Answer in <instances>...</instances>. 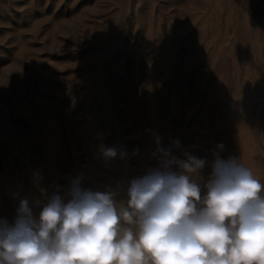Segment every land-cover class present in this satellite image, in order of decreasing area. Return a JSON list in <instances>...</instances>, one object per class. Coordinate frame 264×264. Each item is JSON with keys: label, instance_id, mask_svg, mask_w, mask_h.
<instances>
[{"label": "rangeland", "instance_id": "obj_1", "mask_svg": "<svg viewBox=\"0 0 264 264\" xmlns=\"http://www.w3.org/2000/svg\"><path fill=\"white\" fill-rule=\"evenodd\" d=\"M158 141L264 183V0H0V218L126 187Z\"/></svg>", "mask_w": 264, "mask_h": 264}, {"label": "clouds", "instance_id": "obj_2", "mask_svg": "<svg viewBox=\"0 0 264 264\" xmlns=\"http://www.w3.org/2000/svg\"><path fill=\"white\" fill-rule=\"evenodd\" d=\"M157 158L126 187L93 191L78 176L38 216L21 199L0 218V264H264V183L249 167L216 154L202 185L204 159L159 141Z\"/></svg>", "mask_w": 264, "mask_h": 264}]
</instances>
